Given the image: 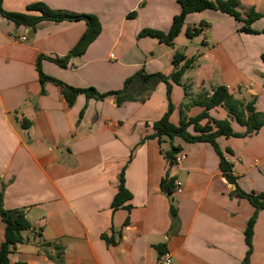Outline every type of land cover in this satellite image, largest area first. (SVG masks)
Here are the masks:
<instances>
[{"label": "crops", "instance_id": "obj_1", "mask_svg": "<svg viewBox=\"0 0 264 264\" xmlns=\"http://www.w3.org/2000/svg\"><path fill=\"white\" fill-rule=\"evenodd\" d=\"M238 1L242 18L250 11L264 15V0ZM34 3L94 15L102 30L82 56L61 67L56 60L77 44L86 30L84 21H43L32 29L0 16V193L3 208L22 211L30 224L10 264H158L164 254L172 264H240L254 208L233 195L235 187L226 181L213 147L180 137L169 143L162 138L159 145L149 138L153 123L168 109L165 84L135 81L126 91L129 100L79 94L69 106L59 86L41 84L36 64L43 57L45 76L106 94L121 91L140 71L169 76L173 56L181 52L193 64L179 84L170 81L169 122L177 126L181 110L187 118L198 116L204 109L193 101L218 86L264 113V34L241 33L242 23L207 10L187 16L173 47L138 38L144 29L168 32L179 13L176 0H3L2 7L39 16L27 11ZM203 22L207 26L199 35L185 36L186 29ZM251 28L264 29V17ZM24 34L27 41H19ZM209 116L228 119L222 107ZM230 125L238 134L246 130L234 120ZM188 132L196 135L192 127ZM217 143L238 187L264 193V126L244 137L221 136ZM171 146L185 159L170 168L163 154ZM123 168L131 208L113 211ZM166 176L181 183V192L161 190ZM3 239L0 218V245ZM41 240L56 246L41 248ZM156 246L163 247L162 255ZM252 248L250 264H264V211L257 214Z\"/></svg>", "mask_w": 264, "mask_h": 264}, {"label": "trees", "instance_id": "obj_2", "mask_svg": "<svg viewBox=\"0 0 264 264\" xmlns=\"http://www.w3.org/2000/svg\"><path fill=\"white\" fill-rule=\"evenodd\" d=\"M179 6V13L173 17L169 31L164 33L161 31L144 29L139 32L138 38L151 37L156 39L158 42L163 43L169 47L174 46L175 38L181 33L184 26L185 20L188 15L193 13H200L207 10L219 11L221 13L227 14L234 18L237 22L242 23L239 28V32L245 34H264V29L260 32L254 31L251 26L252 24L259 20L264 15L250 11L249 14L242 18L241 14L238 12L239 1L238 0H226L217 1L216 3L210 0H176ZM3 0H0V16L6 20L11 21L16 26H24L35 29L36 26L43 21L52 22H63V21H84L86 25V30L81 36L77 44L73 49L62 59H57L56 62L59 66L65 67L68 61L72 57L82 56L87 50L88 46L93 43L101 33L102 26L98 17L94 15L79 14L71 11L64 10H52L43 3H34L27 7L28 12H39V16L30 15L28 13H14L7 12L2 7ZM206 23H200L197 28L186 29L185 36L190 39L200 34ZM43 57L37 59V71L39 74V79L41 84L44 82H53L61 88L63 97L67 101L69 106H72L76 97L79 94H84L87 99H103L107 96H116L118 103L129 100L130 98L126 96V91L129 86L135 82L139 81L142 85L152 84L154 82H161L166 86V95L168 97V109L165 115L158 121L154 122L152 125L153 134L149 137L151 139H156L158 144H161V139L163 137L169 138L171 141L175 137H180L185 142L196 143L203 142L210 144L215 153L219 156L220 162L219 166L224 174L226 181L235 187L233 195L237 198L246 199L250 205L254 208L252 216L248 219L246 228L244 230V242L246 246L245 255L240 262V264H250L251 256L253 253L252 241L253 232L257 220V214L259 211H264V193H246L242 191L237 185V177L232 174V165L229 164L220 150L217 139L221 136L229 137H244L251 135L252 133L260 130L264 126V113H259L255 111L254 102L243 103L237 99H234L228 92V89L224 86L215 87L212 90V94H200L197 99L193 101V104L203 107L201 114L194 118H187L184 115V111L180 112V121L177 126L169 122V117L172 113V105L170 102V92L172 81L175 84H179L185 71L189 69L193 64V59L185 60V56L181 52H176L172 59L173 72L169 76H164L162 74H145L140 71L127 79L124 83V87L121 91L109 92L106 94H99L94 88L88 89H76L70 87L62 82L56 81L49 78L43 74L40 68V62ZM264 59V56H262ZM185 60V61H184ZM184 64L180 66L181 62ZM186 90V89H185ZM42 92H44L42 90ZM186 92V91H185ZM218 107L224 108L228 113V119L216 120L209 116V112ZM206 120V124L201 126L199 123ZM230 120H234L240 126L246 128L243 134L235 133L230 125ZM189 127H192L193 132L196 135H191L188 132ZM180 152L178 147L171 146V149L163 154L165 160L167 161L169 167L175 165L174 160L176 155ZM230 152V151H229ZM131 160V157H130ZM123 168L119 174L118 180V191L115 194L111 209L113 211L125 207L130 209L129 201L132 195L125 187L124 171ZM161 190L171 195L174 192V178H169L166 176L160 183ZM2 196L0 193V218L4 224V239L0 245V264H10L9 256L17 249V246L24 244L27 238L24 237V232L30 230V224L26 220L22 211L5 210L2 206ZM169 214L171 218L176 217V209L170 206ZM107 243H113L103 236ZM41 248L55 247L53 243L41 240L39 244ZM156 250L160 255L163 254V247L156 246ZM60 251V248L57 247ZM14 264H26L24 262H16Z\"/></svg>", "mask_w": 264, "mask_h": 264}, {"label": "built area", "instance_id": "obj_3", "mask_svg": "<svg viewBox=\"0 0 264 264\" xmlns=\"http://www.w3.org/2000/svg\"><path fill=\"white\" fill-rule=\"evenodd\" d=\"M19 41L25 42L27 41V36L24 34L18 38ZM185 159L184 155H178L175 157L174 163L175 165H178ZM174 192H181V183L176 182L174 184ZM158 264H172V259L168 254H164L159 258Z\"/></svg>", "mask_w": 264, "mask_h": 264}, {"label": "rangeland", "instance_id": "obj_4", "mask_svg": "<svg viewBox=\"0 0 264 264\" xmlns=\"http://www.w3.org/2000/svg\"><path fill=\"white\" fill-rule=\"evenodd\" d=\"M163 141H166V142H168L169 143V138H167V137H163Z\"/></svg>", "mask_w": 264, "mask_h": 264}, {"label": "water", "instance_id": "obj_5", "mask_svg": "<svg viewBox=\"0 0 264 264\" xmlns=\"http://www.w3.org/2000/svg\"><path fill=\"white\" fill-rule=\"evenodd\" d=\"M33 36V32H31L29 35H28V38H31Z\"/></svg>", "mask_w": 264, "mask_h": 264}]
</instances>
